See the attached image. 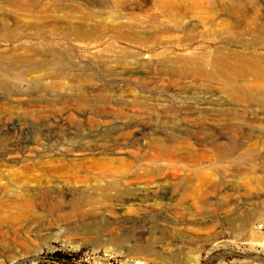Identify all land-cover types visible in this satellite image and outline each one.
<instances>
[{
  "label": "rangeland",
  "instance_id": "1",
  "mask_svg": "<svg viewBox=\"0 0 264 264\" xmlns=\"http://www.w3.org/2000/svg\"><path fill=\"white\" fill-rule=\"evenodd\" d=\"M76 1L85 10L86 0ZM211 1L226 10L215 9L210 18L198 11L186 19L184 27L193 22L202 36L195 41L182 42L187 37L182 30L162 35L166 45L160 47L115 42L110 36L96 44L58 36L62 57L71 54L77 65L56 64L48 55L39 59L50 58L42 65L19 68L28 70L24 81L18 80L20 71L12 73V90L0 89V189L22 190L26 179L45 168L55 188L79 200L93 194L99 166L120 167L119 161L128 166L120 177L128 188L99 194L94 207L67 204L49 222L36 219V209L26 208L20 198L7 199L0 191V264H264V229L258 226L264 222V95L260 105L257 95L252 102L233 98L227 78L166 75L156 56L164 51L173 61L196 62L210 49L223 57L225 44L214 31L224 35L227 24H246L236 5L246 4L250 14L264 18V0ZM31 33L17 42L1 41L0 56L15 57L17 45H46ZM241 45L232 42L229 48L242 51ZM40 84L50 85L40 90ZM170 119L181 131L207 125L214 134L193 137L189 147L175 144L172 152L153 159L148 136L164 132L161 122ZM57 252L71 260L56 261Z\"/></svg>",
  "mask_w": 264,
  "mask_h": 264
},
{
  "label": "bare ground",
  "instance_id": "2",
  "mask_svg": "<svg viewBox=\"0 0 264 264\" xmlns=\"http://www.w3.org/2000/svg\"><path fill=\"white\" fill-rule=\"evenodd\" d=\"M52 1L53 2H46V1L44 2L41 0H0V33L4 32L3 34H0V42L1 41L17 42L23 37V35H25L27 31H34V33H31L33 37L37 39H41V41L46 44L43 45L36 43L37 45H31V46L28 45L29 46L28 47L26 44L25 46L17 45L18 43H22V42H18L16 44L17 46H15L14 48L15 57L11 56L9 58L7 56L5 57V55H1L0 57H4V58H0V64L1 66L3 65L5 67V70L1 68L2 73L4 75L2 76L3 78L0 77L1 78L0 89L6 90L7 92L11 91L12 90L11 87L13 86L10 85L9 81H11L10 79L12 77V73L15 74L17 71H20L19 70L20 67L23 66L25 67L29 64L42 65L43 63H45L44 61H46V59L44 61L42 59L41 61L39 60L41 57H46L49 55L50 58L56 64H59L62 61H65L68 64V66L76 64V63L73 64L72 58L70 56L71 54H66V56L63 55L62 57L61 51L59 50L58 47L60 43L58 36L61 39L66 40L67 42L68 41L70 42L71 40V42L73 43L72 39L76 37V39H80V41L88 40L90 43H95V44L100 41H103L105 37L110 36L114 41L123 40L133 44L136 43L145 47L148 45H158V46L166 45V42H163L161 40L162 35L164 34L169 35V33H171L172 30L174 31L182 30L187 33V37L183 38L182 42L184 41L192 42L202 36H199L198 34L199 32H198V27L196 26L197 24L195 25L193 22H191L189 26L184 27V24L186 23L185 22L186 19L193 17L195 14L197 15L198 11L205 13L207 15V18H210L214 13L215 9H219L222 11L226 10L223 4H218L217 6H215L213 1L211 0H133L132 3L136 4L135 7H132V5L130 6L128 4L129 3L128 0H102V1L86 0L82 4L83 7L85 6L84 8L85 10L82 9V7L77 3L76 0H52ZM206 3H208V5H206ZM236 6L237 8H239L238 10L241 12L240 15L244 18L243 20L246 21V24L243 27H239L234 23L227 24L226 31L224 32V35L226 33L227 36L217 34V32L214 31L215 36L221 39V42L225 44L224 45L225 51H223V53L220 55L223 57L215 56L218 51L210 50V49L202 53L203 57L200 58L201 59L200 61H196V62H193L191 59H188L189 57L188 58L183 57L180 59H175L173 61L172 59L167 58L165 56L166 54L164 51L159 52L158 54H156V56L161 59L160 71L162 73H166V75L181 74L183 76L184 75L198 76L205 79L227 78L226 81L228 84L226 86V90L233 98H235L236 100H239L241 98L246 100L249 98V100L251 101L254 95H257L259 99L258 103L260 104L261 99L259 96L264 95V53L260 52V49L264 48V18L259 17L257 13H254V15L250 14V12L246 10L247 9L246 4H241ZM237 8L232 7L231 10L233 12H236ZM27 19L29 20L27 21ZM209 22L210 21H208V23ZM179 40L173 42L168 41L167 43L169 44L167 45L174 46L175 44H177L175 42L178 43L180 42ZM75 41L77 40H74V42ZM202 42H207V40L204 38ZM232 42L242 44L241 46L242 49L244 50L238 51V50L230 49L229 45L232 44ZM22 48L25 49V52L20 53L19 49L22 50ZM80 49H84V48H80ZM245 49H248V51H246ZM6 58L9 60L11 59L10 63L6 62L7 61ZM50 58L48 61H50ZM191 58L194 59L193 57ZM178 62L179 64L181 63V65H177ZM5 63L7 64L4 65ZM27 73L28 70L26 69L20 71L19 74L21 75L18 78L19 82L25 80ZM238 81H251V83H248L245 86H243V85H238L237 84ZM36 86L40 90H45L46 87H48L42 84ZM51 86L54 85L51 84ZM148 114L150 113L148 112ZM94 116L96 115L94 114ZM153 117H151V119H153ZM156 119L154 118V120ZM178 126H179L178 121L174 119L164 120L161 122L160 127L166 130L164 132H160L159 135L154 134L148 136L149 145L152 148V150H154L156 153L153 159L163 158L164 156L172 152L174 150L173 148L175 147V144L186 145L187 147H189V144L191 143L190 141L191 139H193V137H201V136L211 137L214 134L213 130H211L210 127L207 125L194 127L193 130H186V131H181V129H179L180 127L178 128ZM120 136L122 135L120 134ZM124 143L122 144L123 145L127 144ZM115 144L117 145V147H120L121 145L118 144V142ZM169 146H173V147L171 148ZM80 149L84 150L85 148L80 147ZM102 149L104 148H101L100 151H102ZM97 150H99V147ZM69 159L72 160V158ZM119 162L121 164L120 167L111 166L108 164V162L103 164L102 167L99 166V170L98 172H96L98 178H101L103 180L107 177H112V178L111 179L108 178V180L104 183H101V179H99V182L96 179H94L96 180V182L91 187L93 194L92 195L82 194L79 200L74 199L75 197L72 199L71 196L70 199L66 191L55 188L56 185L53 183L54 180L52 178L53 176H50L47 172L45 173L44 172L45 168L43 169L44 173L42 172L39 175L36 174L37 176L36 175L31 176V178L26 179L25 182L23 183L24 188H22V190L16 188L18 190L10 191L9 186L5 185L0 189V191L3 192V195L5 194L7 199L11 200L12 198L15 199L20 198V201L25 205L26 208L30 207L32 209L33 208L36 209L35 210L36 219L49 222L50 220L55 218L54 217L56 215L55 211H59V212L63 211L62 210L63 207L67 204L75 209H80L83 206L94 207V205H96L101 199L99 197V194H102L103 197H106L105 196L106 193H108L111 190L120 191L121 190L120 188L122 186L125 189L128 188V186L120 178L122 175H125L124 170L127 169L128 166L125 167L126 164H123L122 161ZM110 164H112V162ZM68 165L70 164L68 163ZM70 167L73 166L71 165ZM63 169L64 167H61L60 171H62ZM2 175L3 174H1L0 180L2 179ZM115 176L117 178H115ZM3 178L4 180L7 179L5 177ZM126 179L129 180L128 178ZM68 181L71 180L68 179ZM29 184H32V186H35L36 188L34 189L26 188L25 185L28 186ZM138 186L135 189L136 190L138 189L142 192L143 189ZM75 193L77 192L75 191ZM2 197L4 198V196ZM3 202H6V200L4 199ZM57 216L59 218L60 217L64 218L65 214L62 213Z\"/></svg>",
  "mask_w": 264,
  "mask_h": 264
},
{
  "label": "trees",
  "instance_id": "3",
  "mask_svg": "<svg viewBox=\"0 0 264 264\" xmlns=\"http://www.w3.org/2000/svg\"><path fill=\"white\" fill-rule=\"evenodd\" d=\"M56 257V261L58 262H66V260H71V257L69 255L63 254L61 252H57L54 254Z\"/></svg>",
  "mask_w": 264,
  "mask_h": 264
},
{
  "label": "built area",
  "instance_id": "4",
  "mask_svg": "<svg viewBox=\"0 0 264 264\" xmlns=\"http://www.w3.org/2000/svg\"><path fill=\"white\" fill-rule=\"evenodd\" d=\"M258 226L260 229H264V222H261Z\"/></svg>",
  "mask_w": 264,
  "mask_h": 264
}]
</instances>
